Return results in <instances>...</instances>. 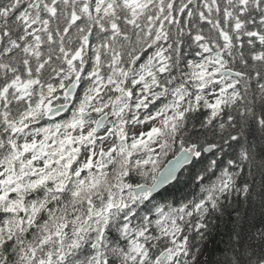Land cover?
<instances>
[{"label":"snow or ice","instance_id":"obj_1","mask_svg":"<svg viewBox=\"0 0 264 264\" xmlns=\"http://www.w3.org/2000/svg\"><path fill=\"white\" fill-rule=\"evenodd\" d=\"M0 264H264V0H0Z\"/></svg>","mask_w":264,"mask_h":264},{"label":"trees","instance_id":"obj_2","mask_svg":"<svg viewBox=\"0 0 264 264\" xmlns=\"http://www.w3.org/2000/svg\"><path fill=\"white\" fill-rule=\"evenodd\" d=\"M221 246H223V245L221 244Z\"/></svg>","mask_w":264,"mask_h":264}]
</instances>
